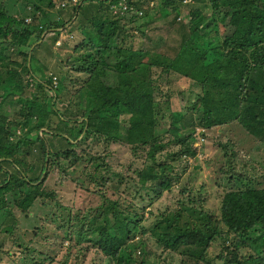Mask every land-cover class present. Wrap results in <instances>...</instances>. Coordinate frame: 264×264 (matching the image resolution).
I'll use <instances>...</instances> for the list:
<instances>
[{"label": "trees", "instance_id": "trees-1", "mask_svg": "<svg viewBox=\"0 0 264 264\" xmlns=\"http://www.w3.org/2000/svg\"><path fill=\"white\" fill-rule=\"evenodd\" d=\"M64 1L67 5L59 8L71 6L72 10L67 19L55 11L52 0H0V110L8 113L0 123V219L9 215L5 196L14 191L20 196L14 203L21 211L32 207L37 198H50L52 192L42 187L58 172L59 181L72 179L86 191L94 184L95 193H100L98 208L77 215L68 229L76 242L90 244L115 264H131L136 247L132 241L137 236L143 239L147 232L162 249L180 253V264H264V188L256 187L244 174H229L235 187L220 200L218 214L206 210L205 199L182 187L178 175L181 157H196L191 144H182L190 138L194 141L193 132L183 140L178 129L183 122L171 115L167 130H176L172 143L181 149L162 158L169 145L163 142L167 131L159 128L158 118L162 107L170 112L171 82L187 79L202 90L196 127L207 130L236 122L264 143V0L186 4L188 11L182 17L189 20L183 24L186 31L172 58L126 43L134 39L122 22L126 17L111 20L110 13L121 0H84L76 7ZM183 1L162 0L157 10L179 15ZM78 27L86 37L74 51L87 48L71 61L78 77L67 70L59 78L54 76L55 85L38 62L37 51L47 39L55 44L60 31L74 32ZM221 27L227 29L223 36ZM49 31L55 36L45 38ZM26 88L32 91L30 97L24 95ZM64 89L73 94L68 106L59 110ZM49 91L54 93L50 97ZM157 91L165 98L163 103L156 101ZM90 138L129 148L132 161L115 166L107 160L117 156L92 155L81 149L90 147ZM77 174L85 179H75ZM136 179L156 185L158 195L175 186L179 192L147 228L131 202L105 193L109 181L134 189ZM139 184L136 194L146 189ZM142 245L144 241L137 244ZM212 245L220 250L209 257ZM183 246L191 247L190 251H180ZM39 259L34 264L46 263Z\"/></svg>", "mask_w": 264, "mask_h": 264}, {"label": "rangeland", "instance_id": "rangeland-1", "mask_svg": "<svg viewBox=\"0 0 264 264\" xmlns=\"http://www.w3.org/2000/svg\"><path fill=\"white\" fill-rule=\"evenodd\" d=\"M52 1L56 6L55 11L60 12L65 19L68 18L69 14H72L71 6H67L69 8L63 10L59 8V3L64 0ZM121 1L124 4L120 2L115 9L111 7L110 13L113 18H110L116 20L120 16L126 17L125 20L122 19V22L125 24L128 33L134 38L133 41H131V38L128 39L126 43L130 45L129 42H134L132 47L136 50L144 48V50L165 54L169 58L178 53L182 42L180 36L182 32L186 31L183 24L186 21L188 22L189 18L182 17V14L188 11L185 5L189 3L196 6H207L206 3H208L206 0H184L179 6V15H175L172 11L166 15V10L163 14L157 10L162 0ZM74 6H80V4L77 3ZM20 9L21 12L24 10L22 7ZM126 9L130 12L126 13ZM25 12L28 14V11ZM152 14L154 15L150 17ZM173 20H175V23ZM72 21L74 23L75 19L72 18ZM87 25H89L88 21L84 23V27ZM79 29L80 27L77 31L74 29V32H69V30L68 32H65L66 30L64 32L60 31L59 39L55 44L52 45L50 40L47 39L46 45L44 43L43 47L38 49V62L46 67L43 70L48 74L47 76L59 78L69 70L73 72V76L78 77L72 69V58L87 52L85 47L74 51V46L83 37H86L83 33H79ZM226 30V28L221 27L220 35H225ZM49 32L50 34H47L45 38L55 36V32ZM41 38L44 39V36ZM49 43L52 45L51 47H47ZM5 53L8 54L7 51ZM139 57L140 55L136 54V58ZM11 59L15 58L11 57ZM37 65L41 67L39 64ZM41 73L43 72H38V74ZM180 79L171 82L170 85L168 84L169 87L167 85L170 92V112L166 113L162 107L161 112L163 114L158 117L159 128L169 131V133L165 132L166 134L163 136L164 144L169 146L164 151L166 153L162 154L161 157L164 158L165 154H172L181 149L180 146L172 143L171 136L176 134V130H167L171 123V115L178 116L183 122V125L178 128L181 133L180 137L183 140L187 139L192 132L194 136V141L193 138H190L182 144H191L192 149L196 152V157L182 156L180 159L181 165H177L180 185L190 187L195 194H200L206 201L205 209L218 214L220 200L226 192L235 187V185H231L227 178L229 174H244L246 179L256 187L264 188V143L248 134L236 122L207 129L204 133L201 132V128L196 127L198 117L196 109L199 107L197 100L202 95V90L196 82ZM164 89L161 88V90ZM25 91L24 95L26 97L32 95V91L30 92L29 89L26 88ZM63 93L60 97L62 103L57 105L59 110H63L68 106L69 94H73V90L68 93L64 89ZM53 94L50 91L48 92L49 97ZM70 98H72V95ZM155 98L160 103L165 100V98L160 97L158 91L155 93ZM7 118L8 113L0 110V123ZM80 121L81 119H79ZM88 143H90V147L83 145L81 149L89 150L92 155L117 156L116 160L108 159L107 163L109 164L116 166L118 163L124 164V161L125 164L132 161L131 150L127 147L119 144L112 145L103 140L92 142L91 138ZM81 169L89 171V168L84 165H81ZM120 169L123 172L126 171L124 167ZM134 177L137 178V175L134 174ZM74 178L85 179L79 174ZM62 180L59 181L58 172L49 177L42 190L48 193L52 192V196L50 198H37L32 207L26 211H21L18 206H15L14 200L20 198L16 194L17 191L5 196L7 204L5 209L9 212V215L7 217L3 216L4 219L1 215L0 219V264H34L35 259L39 258L38 261H41L42 258L45 260V264H115L113 261L106 259L100 250L91 247L90 244L76 242L68 229V224L71 223V220L73 222L77 215H86L98 208L102 203L100 193H95L94 184L90 186L91 189L86 191L81 187V183L76 184L72 179ZM139 183H141V186H145L146 189L136 194V190L140 186ZM139 183L136 179V183L133 184L134 189H127L125 185L118 186L112 180L105 184V193L111 199L119 197L120 202H131L132 209L143 215L144 221H142V224L147 228L151 225L154 216L164 212L166 208L174 203L179 192L177 186H175L171 192L164 190L158 195L156 185H148L150 183L144 182L143 179ZM99 188L101 187L99 186ZM142 209H144V212H142ZM149 212H152L153 216ZM63 222H65V226L61 227ZM143 239L137 236L132 241V244L136 247L132 252L134 261L131 264H137L140 261H146V264H180V261H182L183 257L180 253L162 249L150 237L148 232ZM143 241L144 245L138 247L137 244ZM181 248L180 251L188 249L187 252H189L191 247L183 246ZM219 250V247L212 245L208 249V256H216Z\"/></svg>", "mask_w": 264, "mask_h": 264}, {"label": "built area", "instance_id": "built-area-1", "mask_svg": "<svg viewBox=\"0 0 264 264\" xmlns=\"http://www.w3.org/2000/svg\"><path fill=\"white\" fill-rule=\"evenodd\" d=\"M70 1H71L72 5H75V4L80 2V1H77V0H70ZM66 5H67V3L65 1L59 3V6H61V7H64Z\"/></svg>", "mask_w": 264, "mask_h": 264}, {"label": "clouds", "instance_id": "clouds-1", "mask_svg": "<svg viewBox=\"0 0 264 264\" xmlns=\"http://www.w3.org/2000/svg\"><path fill=\"white\" fill-rule=\"evenodd\" d=\"M53 82H55V77H53ZM55 83H56V82H55ZM55 83H54V84H55ZM201 132H203V133H204V132H205V130L201 129ZM202 141H203V140H202Z\"/></svg>", "mask_w": 264, "mask_h": 264}]
</instances>
